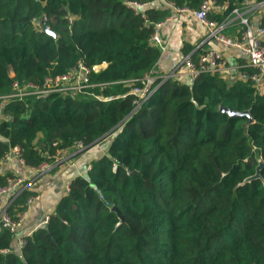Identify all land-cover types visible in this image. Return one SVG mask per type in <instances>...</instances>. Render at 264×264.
Listing matches in <instances>:
<instances>
[{
	"label": "trees",
	"instance_id": "16d2710c",
	"mask_svg": "<svg viewBox=\"0 0 264 264\" xmlns=\"http://www.w3.org/2000/svg\"><path fill=\"white\" fill-rule=\"evenodd\" d=\"M128 1L148 6L135 14ZM204 1L0 0V96L13 81L39 85L79 61L108 64L90 75L106 85L89 98L50 94L4 108L0 165L15 147L36 168L77 142L83 151L108 142L19 253L12 235L0 233V250H10L0 264H264V167L241 185L264 163V92L246 79L202 74L191 84L169 78L133 103L129 81L152 74L160 50L148 39L171 16L167 3L196 10ZM209 1L222 7L208 16L218 23L264 3ZM221 105L249 111L253 122L245 128V116L228 117ZM32 196L28 188L16 196L11 215Z\"/></svg>",
	"mask_w": 264,
	"mask_h": 264
},
{
	"label": "built area",
	"instance_id": "2783aa9c",
	"mask_svg": "<svg viewBox=\"0 0 264 264\" xmlns=\"http://www.w3.org/2000/svg\"><path fill=\"white\" fill-rule=\"evenodd\" d=\"M158 2L163 3L164 0H158ZM263 5L264 3L258 4L260 7ZM126 6L135 14H139L144 7L148 6V4L128 1L126 2ZM167 6L176 12H187L191 14L205 28L207 38L211 39L221 47L220 50H207L203 52L198 56L196 62L189 57L183 61L184 71L192 81L202 74L222 75L228 70V64L222 54L223 49H236L241 52L245 61V69L251 71L245 73L246 80L251 81L254 86L264 81V28L259 26V22L256 27H253L249 17L242 14L237 8L232 10L231 15L235 18L239 26V37L231 38L223 33V30L228 25V20L218 23L215 20L208 18V16L214 12H222V7L214 2L206 0L196 10H189L186 8L181 9L175 7L172 3H167ZM141 16L145 18L144 14H141ZM153 25L154 30L148 39V42L151 45L160 48L161 39L158 34V29L162 25V22ZM107 65V63H102L87 67L79 61L72 66L67 73L55 77L47 76L39 85L29 82L13 81L10 86V92L0 96V122L7 119V116L3 111L4 108L11 103L22 102L28 98H38L50 94H58L61 96L80 94L89 95L91 89L106 85L91 83L90 75L92 73L100 72L107 67ZM172 77L173 74H150L144 76L140 80L129 81V83L134 85L131 94L134 96L133 103L135 104V109H137L141 103L148 98L156 88H158V86ZM154 83L156 84L155 87L153 86ZM52 145H55V143ZM74 147L77 151L83 150V146L80 142H77ZM59 157L60 153L57 152L55 154V159L57 160ZM10 158H14L19 164L24 165L19 148H13L11 153L7 155L5 159L8 160ZM47 167V164L43 163L40 166L31 169L35 174H38L47 169ZM112 170H115L114 165ZM27 181V178L12 176L6 179L4 185H0V233L3 230H7L13 238L17 235V230L25 219L26 208L19 211L15 216H12L9 207L16 196L27 188ZM31 202L32 197L27 199L25 207ZM47 221L48 218H46L44 222L46 223ZM18 242L20 248H23L25 245L24 238L20 239ZM9 251L10 250L6 248L0 250V253L5 254Z\"/></svg>",
	"mask_w": 264,
	"mask_h": 264
},
{
	"label": "crops",
	"instance_id": "0c3cea01",
	"mask_svg": "<svg viewBox=\"0 0 264 264\" xmlns=\"http://www.w3.org/2000/svg\"><path fill=\"white\" fill-rule=\"evenodd\" d=\"M160 5L161 2H157ZM262 6L240 7L242 14L250 18L253 27L259 22ZM173 10V9H172ZM223 33L231 38L239 34V26L231 15ZM161 39L160 56L152 70V75L173 74L183 83L191 84L183 68V61L193 54L196 60L207 50H220L221 47L207 38L202 24L187 12L173 10L171 16L162 22L158 29ZM222 54L228 64V70L221 76L228 83L243 80L245 73L244 58L236 49H223ZM191 59V58H190ZM259 92H264V81L255 86ZM40 139V136H39ZM108 139L85 151H77L72 147L60 153L59 159L47 164V169L34 173L30 167L21 165L16 159H5L0 165V174L21 176L27 178V188L33 192L32 202L26 207V216L13 238L12 246L15 252H20L19 240L29 236L33 231L43 227L46 218L53 213L59 199L69 192V184L76 176H82L90 169V163L101 157L107 148ZM6 178V179H7Z\"/></svg>",
	"mask_w": 264,
	"mask_h": 264
},
{
	"label": "water",
	"instance_id": "95a60500",
	"mask_svg": "<svg viewBox=\"0 0 264 264\" xmlns=\"http://www.w3.org/2000/svg\"><path fill=\"white\" fill-rule=\"evenodd\" d=\"M42 29L45 30L52 37L55 36L53 32H51L48 28H45L43 25H42ZM219 112L222 113V114H226L228 117H244L245 116L247 118V122L243 124V126L245 128H246V126L248 124H251L253 122V120H252V118L250 116L249 111L238 112V111L231 110V109H229V108L224 107V106L221 105L219 107ZM263 167H264V163L261 162V161H259L258 162V165L255 168V174L253 176H250V177L246 178L241 185H243L245 183H249L252 180L260 179L261 178V176H260V170ZM114 210H116V209H114Z\"/></svg>",
	"mask_w": 264,
	"mask_h": 264
},
{
	"label": "rangeland",
	"instance_id": "374dc122",
	"mask_svg": "<svg viewBox=\"0 0 264 264\" xmlns=\"http://www.w3.org/2000/svg\"><path fill=\"white\" fill-rule=\"evenodd\" d=\"M252 2H253V1H252ZM251 4H253L252 6H256V5H257V4H254V2L251 3ZM101 68H102V67H101ZM80 97L89 98V95H88V94H80V95L77 96V98H80Z\"/></svg>",
	"mask_w": 264,
	"mask_h": 264
}]
</instances>
